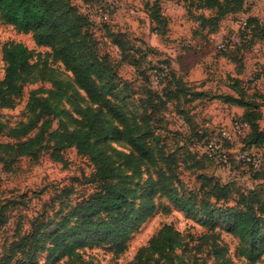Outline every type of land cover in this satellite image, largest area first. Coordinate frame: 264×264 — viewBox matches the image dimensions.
<instances>
[{"label":"rangeland","instance_id":"374dc122","mask_svg":"<svg viewBox=\"0 0 264 264\" xmlns=\"http://www.w3.org/2000/svg\"><path fill=\"white\" fill-rule=\"evenodd\" d=\"M71 1L91 22L86 46L84 28L69 31L71 50L84 54L95 85L105 90L113 106L96 109L74 73L73 61L63 58L70 52L66 41L53 47L37 45L30 32L18 31L0 18V79L5 71V42H21L33 49L36 64L20 72L21 90L13 99L0 100V264L28 261V251L33 254L29 264H128L164 224L178 230L184 244L165 252L159 264H215L209 244L213 237L235 264H264V227L256 240L242 239L229 229L224 213L209 215L203 204L213 200L200 188L197 176L213 173L244 191L260 188L264 194V160L255 166L234 157L248 130L240 119L243 109L214 97L236 94L239 88L244 98L255 103L260 113L257 123L264 129V0H242L215 25L206 19L216 8L203 0ZM222 41H227L225 49L218 47ZM160 63L173 76L170 80L148 78ZM92 117L97 119L99 137H83ZM235 122L243 126L234 129L232 141H225L205 167L182 163L179 147L202 158L206 141L219 139L221 129L232 128ZM147 124L152 156L136 171L126 165L125 154L133 150L132 138L137 136L132 128L139 125L145 130ZM59 132L83 140L82 146L100 152L109 165L96 163L89 151H80L75 141L60 137ZM175 149L167 180L160 181L157 172L164 164L158 150ZM258 149L262 151L264 145ZM222 155L227 162L217 160ZM116 178L122 192L129 191L128 204L134 210L143 198L148 206V214L138 217L124 249L116 251L102 241V233L93 231L71 234L55 245L58 232L70 228L77 218L91 216L75 212L76 203ZM168 185L189 199V209L163 191ZM236 200L238 192L233 191L220 205L233 206ZM37 224L43 226L34 238L19 250H9L13 241Z\"/></svg>","mask_w":264,"mask_h":264},{"label":"trees","instance_id":"16d2710c","mask_svg":"<svg viewBox=\"0 0 264 264\" xmlns=\"http://www.w3.org/2000/svg\"><path fill=\"white\" fill-rule=\"evenodd\" d=\"M241 1L203 0V4L216 8L215 14L207 18L206 21L210 23L212 21V25H215L216 22L227 12L234 9L238 3L240 4ZM154 13L157 15V12ZM88 17V14L80 12L71 0H0V18L13 25L18 31L30 32L37 45L53 47L57 41L67 42L70 46V52L64 55L63 58L73 61L74 73L80 85L85 89L89 98L95 102L96 109L101 112L102 108L111 107L113 104L106 97L105 90L95 85L88 70L90 63L84 59V54L74 49L71 50L72 44L68 39L71 29L84 28L82 43L84 46L87 45L85 40L87 37V26L91 25ZM261 34L264 37V30H261ZM121 46H123L122 42ZM90 52L93 54V51L90 50ZM34 56V50L28 48L21 42L12 41L3 44L2 59L4 61L5 71L3 78L0 79V100L11 101L13 96L21 90L22 83L19 82L21 78L20 72L30 71L35 67ZM172 77L170 76L169 80ZM17 81L19 82L18 84ZM235 92L236 94L217 93L214 97L225 103L243 108L240 119L246 123L248 130L243 137V147L240 150L260 148L264 145V129L259 127L257 123V120L260 118V113L257 111L254 105L255 103L244 98V94L239 88ZM195 94L197 95V92ZM96 123V118H89L88 128L84 130L83 137H99L95 132V129H97ZM149 127L150 124L145 126V130H141L139 125H135L132 128L133 132L137 133V136L132 138L133 150L129 154H125V163L129 167H134L136 171H140V165L149 161L148 159L152 156L151 147L146 135V132L150 131ZM59 136L75 141L80 151H89L94 156L96 163H102L104 166L109 165L108 160H105L100 152H96L94 148L82 146L83 140L76 139L75 136L67 133L59 132ZM178 149H181V161L186 167L203 168L207 164L205 162L207 159L214 160V157L205 151L203 157L200 158L196 153L190 152L188 149L182 147ZM158 151V159L164 164V168L158 170L157 178L165 182L167 180L166 172L171 170L176 160L175 152L177 149L167 153L161 150ZM262 152L264 160V149ZM236 160L243 161L237 158ZM188 161L190 162L189 164ZM197 176L201 179L200 188L205 189V193L211 196L213 200L211 204L207 200L203 204L205 210L209 209V215L218 214L219 212L224 213L228 220L230 230L236 231L242 239L251 238L253 241L256 240L259 235V230L264 227V194L262 190L260 188H253L244 191L239 188L236 182L222 181L213 173H199ZM121 186L122 183L116 178L115 181L106 182L105 185H99L97 190L92 194L78 201L74 206V211L81 214L84 213L85 215L91 214V216L77 218L70 228L58 232L56 234L57 242L55 245L64 242L71 234L93 231L102 233V241L110 243L116 248V251L124 249L129 233L135 229L139 221L138 217L148 214V206L145 205V198H143V203L134 210L135 207L133 204H128L127 193L129 191L127 190L126 193L122 192ZM163 191L177 205L184 209L190 208L189 199H185L176 194L170 185L164 187ZM233 191L238 192V200H236L235 204L233 206L227 204L220 205L221 201L224 203ZM150 207H153V203ZM163 207L165 210L169 209L167 205ZM96 215L97 218L94 217ZM231 215H234V218H230ZM62 220L64 222L65 218L62 217ZM63 224L66 225L67 221ZM42 226L43 224H37L31 232L13 241L9 250H19L20 247L25 245L28 239L34 238L37 235ZM183 244L184 240L181 233L171 225L164 224L149 239L147 245L137 251L134 259L128 264H150L151 261L154 264H159L158 260L160 257H163L165 252L171 251L174 247ZM209 244L214 250L215 264H235L224 254V246L219 245L215 237L210 240ZM23 250H29V248ZM145 251L146 255L143 258V252ZM26 256L28 257V261H25L23 258L22 260H17L16 264H29V259L31 260L33 258V254L28 251Z\"/></svg>","mask_w":264,"mask_h":264},{"label":"built area","instance_id":"2783aa9c","mask_svg":"<svg viewBox=\"0 0 264 264\" xmlns=\"http://www.w3.org/2000/svg\"><path fill=\"white\" fill-rule=\"evenodd\" d=\"M102 6L97 7V11H101ZM245 24L246 22L243 21ZM227 45V41H222L218 44V47L221 49H225ZM158 70V71H157ZM168 77L170 78L171 75L168 73V68L160 63V66L154 67L150 72V77L155 81L158 82L161 77ZM243 126L241 122H235L234 126L232 128H222L220 131V138L219 139H208L205 143V152H207L210 156H213L216 158V152L217 149L223 146L225 141H232V138L234 136V129L239 130V127ZM232 151V150H231ZM234 152V151H232ZM235 157L237 159L243 160L246 163L253 164L257 166L260 164L263 160V152L259 150L258 148H250L247 150H238L234 152ZM217 160L227 162V158L225 155H222L221 157L217 158Z\"/></svg>","mask_w":264,"mask_h":264},{"label":"crops","instance_id":"0c3cea01","mask_svg":"<svg viewBox=\"0 0 264 264\" xmlns=\"http://www.w3.org/2000/svg\"><path fill=\"white\" fill-rule=\"evenodd\" d=\"M234 106H237V105H234ZM237 107H239V108H242V107H240V106H237ZM243 109V108H242ZM243 111V110H242ZM241 112V111H240Z\"/></svg>","mask_w":264,"mask_h":264}]
</instances>
